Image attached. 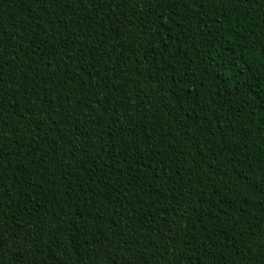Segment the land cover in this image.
<instances>
[{
  "label": "trees",
  "instance_id": "obj_1",
  "mask_svg": "<svg viewBox=\"0 0 264 264\" xmlns=\"http://www.w3.org/2000/svg\"><path fill=\"white\" fill-rule=\"evenodd\" d=\"M0 264H264V0H0Z\"/></svg>",
  "mask_w": 264,
  "mask_h": 264
}]
</instances>
